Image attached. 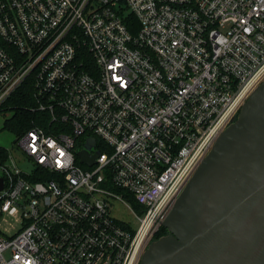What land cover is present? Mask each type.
Wrapping results in <instances>:
<instances>
[{
    "label": "built area",
    "instance_id": "1",
    "mask_svg": "<svg viewBox=\"0 0 264 264\" xmlns=\"http://www.w3.org/2000/svg\"><path fill=\"white\" fill-rule=\"evenodd\" d=\"M263 80L264 0H0V112L25 89L40 113L33 172L0 164V264H140Z\"/></svg>",
    "mask_w": 264,
    "mask_h": 264
},
{
    "label": "water",
    "instance_id": "2",
    "mask_svg": "<svg viewBox=\"0 0 264 264\" xmlns=\"http://www.w3.org/2000/svg\"><path fill=\"white\" fill-rule=\"evenodd\" d=\"M89 138L81 161L94 163ZM3 178H0V190ZM140 264H264V80L217 138Z\"/></svg>",
    "mask_w": 264,
    "mask_h": 264
},
{
    "label": "trees",
    "instance_id": "3",
    "mask_svg": "<svg viewBox=\"0 0 264 264\" xmlns=\"http://www.w3.org/2000/svg\"><path fill=\"white\" fill-rule=\"evenodd\" d=\"M30 91L20 90L16 92L9 100L10 109L13 113L4 121V128L9 129L17 134L24 132L34 125L33 119L39 116V111H32L29 106L33 104ZM9 151L6 147L0 146V164L8 159ZM167 227L163 226L160 231L155 234V240L167 233ZM169 233V232H168ZM162 235V236H161ZM166 235V234H165Z\"/></svg>",
    "mask_w": 264,
    "mask_h": 264
},
{
    "label": "rangeland",
    "instance_id": "4",
    "mask_svg": "<svg viewBox=\"0 0 264 264\" xmlns=\"http://www.w3.org/2000/svg\"><path fill=\"white\" fill-rule=\"evenodd\" d=\"M9 105H11V104H9ZM9 105L7 106L6 109H4L0 112V146L6 147L9 151V154L12 155L15 158V160L18 162V164H20L22 167H24V169L26 171L33 172V170L30 169L29 164L22 160L23 153L17 147L18 135L23 133V132L15 134L12 131H10L9 129L4 128L5 119L10 117L13 113V110L8 109ZM111 201L113 202V214L118 216V218H120V219L130 221L134 227H137L139 220H138L136 214L133 212V210L128 205H126L122 200L111 199ZM136 211L138 213H140L138 209H136ZM163 226L164 225L162 223H160L158 225V228L155 231V233L151 239V242L156 241L155 240V234L158 231H160ZM14 230L15 229H12V232ZM166 232L167 233H165V234L167 235L169 232L168 228H167ZM165 234H162V235H165Z\"/></svg>",
    "mask_w": 264,
    "mask_h": 264
},
{
    "label": "flooded vegetation",
    "instance_id": "5",
    "mask_svg": "<svg viewBox=\"0 0 264 264\" xmlns=\"http://www.w3.org/2000/svg\"><path fill=\"white\" fill-rule=\"evenodd\" d=\"M232 123H233V122H232ZM232 123H231V124H232Z\"/></svg>",
    "mask_w": 264,
    "mask_h": 264
}]
</instances>
